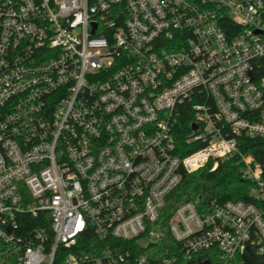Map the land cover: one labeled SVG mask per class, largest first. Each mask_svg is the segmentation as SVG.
<instances>
[{"label":"built area","instance_id":"2783aa9c","mask_svg":"<svg viewBox=\"0 0 264 264\" xmlns=\"http://www.w3.org/2000/svg\"><path fill=\"white\" fill-rule=\"evenodd\" d=\"M233 158L248 198L187 201L166 227L184 172ZM248 247L264 264V0H0V264Z\"/></svg>","mask_w":264,"mask_h":264},{"label":"trees","instance_id":"16d2710c","mask_svg":"<svg viewBox=\"0 0 264 264\" xmlns=\"http://www.w3.org/2000/svg\"><path fill=\"white\" fill-rule=\"evenodd\" d=\"M189 121V112L183 113L180 118L182 131H187ZM180 138L182 142H185L183 134L180 135ZM249 187V182L242 178L236 158L221 162L214 170L208 164L196 171L184 172L181 183L167 198L166 208L163 212L166 227L175 209L187 201L247 199ZM173 243L168 232L166 246L170 247Z\"/></svg>","mask_w":264,"mask_h":264},{"label":"water","instance_id":"95a60500","mask_svg":"<svg viewBox=\"0 0 264 264\" xmlns=\"http://www.w3.org/2000/svg\"><path fill=\"white\" fill-rule=\"evenodd\" d=\"M193 127H196V125H193ZM245 258L249 264H258L262 262V259L257 258V256L254 254V250L250 247H248L246 250Z\"/></svg>","mask_w":264,"mask_h":264}]
</instances>
